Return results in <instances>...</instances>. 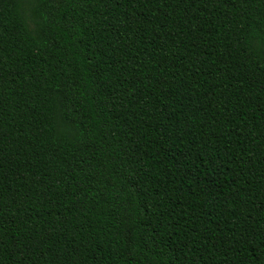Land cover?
I'll list each match as a JSON object with an SVG mask.
<instances>
[{"label":"trees","instance_id":"1","mask_svg":"<svg viewBox=\"0 0 264 264\" xmlns=\"http://www.w3.org/2000/svg\"><path fill=\"white\" fill-rule=\"evenodd\" d=\"M0 264H264V0H0Z\"/></svg>","mask_w":264,"mask_h":264}]
</instances>
